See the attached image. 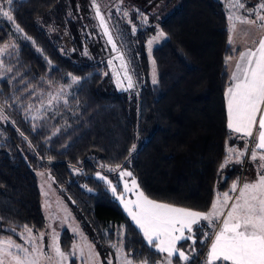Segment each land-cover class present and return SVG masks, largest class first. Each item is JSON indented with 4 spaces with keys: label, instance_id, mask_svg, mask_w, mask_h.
<instances>
[{
    "label": "trees",
    "instance_id": "16d2710c",
    "mask_svg": "<svg viewBox=\"0 0 264 264\" xmlns=\"http://www.w3.org/2000/svg\"><path fill=\"white\" fill-rule=\"evenodd\" d=\"M171 4L177 6L159 21L167 38L151 53L156 84L145 48L152 30L132 33L131 25L112 17L117 49L134 80L133 89L119 91L106 59L93 54L94 47L106 46L83 21L89 16L84 0L13 1L15 25L33 44L19 43L5 60L9 72L0 81V238L19 242L11 230L23 231L24 225L35 233L45 229L30 165L35 161L48 166L98 244H114L121 233L124 252L136 263L147 259L153 264L159 254L95 177L102 165H123L151 198L199 211H207L217 190L231 182L236 173L220 182V165L236 142L227 127L225 57L238 51L228 44L226 11L220 0H168L167 7ZM40 21L53 25L57 35L51 37ZM7 29L0 27V43ZM60 29L67 31L71 52ZM69 75L81 80L70 96L76 113L67 119L68 126L49 118L31 120L32 96L47 84L66 85ZM133 144L138 148L131 153ZM72 168L79 173L74 175ZM105 176L119 186L113 174ZM60 239L68 251V233L63 231Z\"/></svg>",
    "mask_w": 264,
    "mask_h": 264
},
{
    "label": "snow or ice",
    "instance_id": "6c2138e0",
    "mask_svg": "<svg viewBox=\"0 0 264 264\" xmlns=\"http://www.w3.org/2000/svg\"><path fill=\"white\" fill-rule=\"evenodd\" d=\"M12 5L13 0H0V16L15 24ZM227 7L230 46L234 44L232 34L236 32L237 23L258 26L264 31V14H261L264 13V2H261L256 9L248 10L242 0H228ZM233 8L244 9L248 12V16L232 13ZM96 15L100 19L101 27L104 28V34L108 36V42L112 44L113 50H116L98 7H96ZM253 15L254 19L251 18ZM258 21L260 23L257 25ZM16 30L22 31L18 24ZM166 38V33L160 30L147 41L149 56L153 43ZM252 44V47L245 46L244 50L239 52L238 58H235L234 71L231 72L229 86L225 91L227 127L232 133H237L240 138L246 140L245 149L238 151L227 148V155L220 169L233 162L234 156L236 163L243 162L242 157L249 154L247 142L253 139L256 129L250 158L253 162L259 160L258 168L261 171L257 173L254 181L243 184L238 180L233 182L228 192L217 193L207 211H199L151 198L140 188L133 173L126 170L123 165L107 167L108 172L117 173L119 180L123 182L122 192L118 191L119 186L114 185L105 175L96 173V178L105 182L115 199L123 205L124 211L142 233L147 244L157 252L166 254L163 260H157L153 264H173L174 257L187 264L196 252L197 232H202L203 239L210 240L205 264H264V36L258 41H253ZM232 50L235 51V47ZM116 58L121 62V68L124 69L123 79L127 81V87L124 88L119 75L116 74L117 86L123 90L133 89L132 76L127 72L123 55H118ZM233 59V56H226L225 64H230ZM111 64L112 61L109 60V65ZM152 65V83L156 84L154 60ZM71 79L73 83L78 82L76 76H72ZM135 150L136 145L133 144L131 151ZM230 193L238 194L232 196ZM205 226L212 230L211 233L205 230ZM73 231L81 235L82 240L85 239L77 229ZM45 235V232H39L38 237L33 236V228L24 225L20 236L26 244L31 245V249L17 244L11 238L0 240V264H41V261H47L48 264H67L70 254L62 250L55 232L52 233L47 245L51 254L44 252ZM181 241L192 242L189 245L191 253H186L183 245L177 246ZM86 247L88 259L85 264H98V254L94 252L92 245L87 244ZM122 251V248H117V252ZM77 253L84 256L85 248L73 244L71 255ZM109 264H112L111 260ZM122 264H134V262L124 255ZM140 264H149V261L145 259L140 261Z\"/></svg>",
    "mask_w": 264,
    "mask_h": 264
},
{
    "label": "rangeland",
    "instance_id": "374dc122",
    "mask_svg": "<svg viewBox=\"0 0 264 264\" xmlns=\"http://www.w3.org/2000/svg\"><path fill=\"white\" fill-rule=\"evenodd\" d=\"M220 1L224 6V9L226 11V18H227L229 15L228 7H227L228 0H220ZM167 2L168 0H84V3L87 6V9L85 11L89 16H87L86 19L84 18L83 21L86 24L91 25L89 27H92L94 30L96 29L95 34H97L98 37L100 36L102 44L104 45V47L106 46L105 49L94 47L93 54L97 59H101L103 57L106 59L108 72L111 74L112 82L115 84L116 88L119 91H128V90H123V88L117 86L116 74L119 75V79L122 81L124 88L127 87V81L123 79L124 69L121 68L120 60L116 58L118 55H122V54L120 50L117 49V46H116V50H113L112 44L108 42V36L104 34V28L101 27L100 19L96 15V7L99 8L100 15L104 17L105 24L108 28L110 35L112 36L113 42L116 45L115 42L116 37H114L113 34V30H114L113 21H112L113 16L117 18L118 21L128 23L129 25H131L132 33H135L133 32V28H135V31L138 28L151 29L152 32L150 33L147 39L148 41L154 35H156L158 31H160L159 21L162 20L166 15L169 14V12H171L177 6V4H171L169 5V7H167ZM242 2L245 4V7L248 10H253L256 9L261 2H264V0H242ZM231 11L236 15L248 16V12L245 11L244 9L233 8ZM125 13H127V15H125ZM145 17L147 18L146 20ZM251 18L254 19L255 16L253 15ZM227 21H228L227 30L229 32V20L227 19ZM259 23L260 22L258 21L257 25ZM39 25L43 29H46L47 32L51 34L50 35L51 37L57 35V30L53 28V25L46 23L45 21H40ZM5 26L8 27L7 29L8 31L6 33L7 35L6 41L4 43H0V81L5 79L9 72V67H7L8 65H5V60L10 55L14 54L17 51L19 47V43L21 41H24L33 44V41H31L30 38L29 39L26 38L22 31L16 30V25L14 23L0 16V27H5ZM59 32L61 34V40H63L64 44L66 45L65 49L67 51H70L71 48L68 44L67 31L60 29ZM232 35H233L234 44L231 47L232 48L235 47V52L236 51L238 52L232 55L234 59L230 62V64L227 65L229 82H230L231 72L234 71V65L236 63L235 58H238L239 52L244 50L245 46L252 47L253 46L252 42L258 41L262 36H264V31H262L258 26L244 25L237 23L236 32ZM163 40L164 39L158 42H154L152 45V51ZM145 48H146V53L150 59V78L152 81L153 59L151 58V56H149L147 42L145 44ZM34 50L41 54V52H39V50L36 47H34ZM87 52L88 50L84 51L83 54L86 56ZM109 60L112 61L111 65H109ZM124 62L127 65L128 74L131 75L132 72H130V68L126 60H124ZM71 77L72 76L70 75L68 76L69 81L66 85L59 83L47 84L45 88L37 91L34 94V96H32L33 101L31 103L32 105L30 104L31 106L29 108V118L31 120L33 119L41 120L44 118H49L51 120H58L60 127L68 126L67 119L76 113V110L73 109L71 106L70 96L74 93L78 83L81 80L78 78V82L73 83ZM53 97H56V99H52ZM225 103H226V99H225ZM257 119H259V116L257 117ZM255 132L256 129H254V137H255ZM254 137L252 140L247 142V149L249 154L242 157L243 162L236 163L234 156L233 162L229 163L224 169L221 170V173L223 174L221 176L220 182H223V180H225L230 173H236V174L232 178L231 182H229L228 186L224 188V190H217L215 197L217 193L222 194L223 192H228L231 188L232 183L237 180L240 182V184H243L244 182L254 181L256 179L257 173L261 171V169L258 168L259 160L253 162L250 158V152L255 142ZM232 138H234V141L236 142H234L233 145L229 146L228 148H234L237 149L238 151H242L245 149V145H246L245 139L240 138L239 134L237 133H232ZM135 145L137 149L138 145L137 144ZM130 152L132 153L134 151L130 150ZM27 153L29 155H32L31 150L28 148H27ZM30 165L38 181L39 193H41L42 215L44 216L45 219V227H44L45 229L38 231L36 233L33 232V236L38 237L39 232L46 233L44 237V252L51 254L50 249L47 247V245L50 242V237L53 232H55L58 235L61 245L62 244V240L60 239L61 233L63 231H66L70 239L69 241L70 245L68 251H65L66 253L70 254L67 264H85V261L88 259V249L86 247L87 244H91L92 248L94 249V252L98 254V264H109V260H111L112 264H122L123 256L127 255L124 252V248L122 245V237H123L122 234L120 233L116 236L117 241L114 244L113 242L110 243L109 246L98 244L97 240L93 238V236H91V234L89 233L87 226H85V220H83L82 216L73 210V207L71 203H69L67 197L60 190V188H58L55 185V182L53 181V178L50 174V169H48V166H44L43 163L39 161H35V163H31ZM107 167H113V166L107 165L106 167H100L102 171L99 173H101L102 175H106V173H111L116 178L119 179L118 174L115 172H108ZM72 173L75 175L78 174L79 171L76 168H72ZM126 179H130V178H126ZM119 187H120L119 189L120 192H122L123 182L120 180H119ZM107 189L112 194L108 186ZM230 194L232 196H235L238 193H230ZM129 198L134 199V197H129ZM113 199L120 205L122 212L126 215L130 223H132L130 217H128L127 213L124 211L123 205L118 200H116L114 196ZM73 229H77L78 232L82 234V236L85 239L82 240L81 235L77 234V232H74ZM205 230L210 233L212 231L206 226H205ZM21 232L23 231H17V230L12 231L13 234L14 233L16 234V237L18 238L19 241V242L16 241L15 242L26 248L31 249V245L26 244L25 240L21 238L20 236ZM140 234L141 236H143L142 233ZM196 238H197V243L195 245L196 252L194 255H192V258L190 259L189 262H187V264H205V257L207 255L210 240L203 239L202 232H197ZM3 239L6 238L4 237L0 238V240ZM202 239H203V243H201ZM191 243H192L191 241H181L177 246L180 247V245H183L184 246L183 250H185L186 253H191V249L189 248V245H191ZM73 244H79L82 247H84L85 255L81 256L79 253L75 255H71ZM113 245H115L116 247H113ZM117 248H122L123 251L117 252ZM153 250L157 252L154 248ZM12 251H15V249H12ZM157 253L159 254V258H160L159 260H163L166 254H161L159 252ZM127 258L130 259L128 255ZM41 264H48V262L41 261ZM134 264H140V262L139 263L134 262ZM173 264H185V262L178 261V257H174Z\"/></svg>",
    "mask_w": 264,
    "mask_h": 264
},
{
    "label": "water",
    "instance_id": "95a60500",
    "mask_svg": "<svg viewBox=\"0 0 264 264\" xmlns=\"http://www.w3.org/2000/svg\"><path fill=\"white\" fill-rule=\"evenodd\" d=\"M46 163L49 164V165L53 164V162L49 161V160H47Z\"/></svg>",
    "mask_w": 264,
    "mask_h": 264
}]
</instances>
